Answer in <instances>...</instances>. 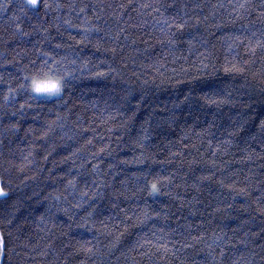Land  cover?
<instances>
[{
    "label": "trees",
    "instance_id": "obj_1",
    "mask_svg": "<svg viewBox=\"0 0 264 264\" xmlns=\"http://www.w3.org/2000/svg\"><path fill=\"white\" fill-rule=\"evenodd\" d=\"M0 190V264H264V0H0Z\"/></svg>",
    "mask_w": 264,
    "mask_h": 264
},
{
    "label": "clouds",
    "instance_id": "obj_2",
    "mask_svg": "<svg viewBox=\"0 0 264 264\" xmlns=\"http://www.w3.org/2000/svg\"><path fill=\"white\" fill-rule=\"evenodd\" d=\"M64 86V78L51 73L42 76H33L28 82V88L36 98L41 96L58 98L63 94Z\"/></svg>",
    "mask_w": 264,
    "mask_h": 264
},
{
    "label": "snow or ice",
    "instance_id": "obj_3",
    "mask_svg": "<svg viewBox=\"0 0 264 264\" xmlns=\"http://www.w3.org/2000/svg\"><path fill=\"white\" fill-rule=\"evenodd\" d=\"M30 3L35 5L37 3V0H30ZM153 189L155 190V185H153Z\"/></svg>",
    "mask_w": 264,
    "mask_h": 264
},
{
    "label": "rangeland",
    "instance_id": "obj_4",
    "mask_svg": "<svg viewBox=\"0 0 264 264\" xmlns=\"http://www.w3.org/2000/svg\"><path fill=\"white\" fill-rule=\"evenodd\" d=\"M41 98H48V97H45V96H41ZM0 193H1V190H0Z\"/></svg>",
    "mask_w": 264,
    "mask_h": 264
}]
</instances>
